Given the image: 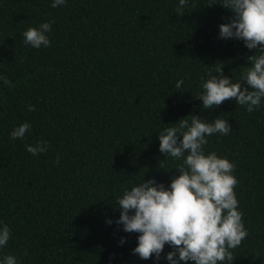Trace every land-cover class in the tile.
Masks as SVG:
<instances>
[{"label":"trees","instance_id":"obj_1","mask_svg":"<svg viewBox=\"0 0 264 264\" xmlns=\"http://www.w3.org/2000/svg\"><path fill=\"white\" fill-rule=\"evenodd\" d=\"M53 2L0 0V76L15 85L0 82V222L11 229L0 258L169 264L167 245L159 261L133 254L139 234L116 224V203L143 180L171 184L182 160L159 152L158 135L195 115L228 120L232 129L206 137L204 151L235 164L249 234L233 251V264H264V99L252 113L234 99L213 109H202L198 99L218 62L225 76L243 83L256 51L219 37L232 17L222 0L211 7L210 0H187L182 16L179 0ZM46 22H53L51 47L25 45L23 32ZM25 122L31 131L10 139ZM39 141L49 147L33 156L26 147Z\"/></svg>","mask_w":264,"mask_h":264},{"label":"clouds","instance_id":"obj_2","mask_svg":"<svg viewBox=\"0 0 264 264\" xmlns=\"http://www.w3.org/2000/svg\"><path fill=\"white\" fill-rule=\"evenodd\" d=\"M66 0H54L52 7L64 5ZM216 0L207 5L214 6ZM187 0H179L176 9L183 15ZM232 13L231 20L219 26L221 39H237L244 42L248 50H256L243 67L241 81L234 83L223 74L222 63L215 66V75L201 82L199 100L202 109H213L225 101L235 100L252 113L264 99V0H222L219 3ZM53 22L30 27L23 32V42L34 49L51 47L47 33ZM218 65V66H217ZM5 86L14 87L10 80L0 76ZM184 81L179 80V89ZM29 111L35 108L29 105ZM31 125L22 123L15 127L10 139H23ZM232 131L228 120L217 117L212 122L200 116L190 115L166 127L159 135V152L164 157L181 161L175 171L178 173L171 184L165 187L155 179L143 180L130 190H125L117 199L120 217L117 225L126 233H138V243L133 254L142 260L155 257L160 260L165 246L172 251L166 255L169 264H233V251L248 236L239 211L235 194L238 180L233 175L235 164L219 157L214 151L205 154L206 137L214 134L229 135ZM49 145L39 141L26 150L33 156L47 151ZM165 159L161 160L162 169ZM111 224L112 221H107ZM11 238V229L0 222V249ZM121 244L125 243L122 238ZM27 254V253H25ZM0 264H18L16 257L6 255Z\"/></svg>","mask_w":264,"mask_h":264}]
</instances>
